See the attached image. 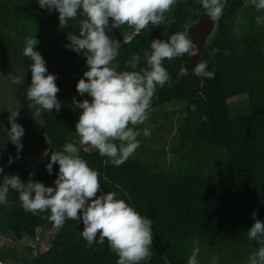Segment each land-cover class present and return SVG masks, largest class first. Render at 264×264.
Wrapping results in <instances>:
<instances>
[{
    "label": "trees",
    "instance_id": "trees-1",
    "mask_svg": "<svg viewBox=\"0 0 264 264\" xmlns=\"http://www.w3.org/2000/svg\"><path fill=\"white\" fill-rule=\"evenodd\" d=\"M203 12L198 0H189V6L187 0H179L161 24L149 23L120 45L113 62L117 70H132L126 62L135 53L141 56L137 70L145 67L143 53L151 50L152 39L167 40L176 32L194 39L195 22ZM260 15L264 10L245 6L243 0H229L218 20V36L201 58L207 61L208 70L215 71L212 79L197 77L187 68V75H179L185 68L183 56L162 61L171 86L157 87L148 111L172 101L186 102L177 119L173 163L167 166L158 155L164 156V150L144 149L141 140L133 155L119 166L96 149L81 148L79 154L99 174L101 190L118 193V198L152 220V255L141 264H187L193 240L199 241V264H247L249 254L259 247L255 240H248L246 231L256 219L264 221V25L255 21ZM84 18L78 12L61 28L58 12L40 8L36 0H0V69L16 64L31 72V61L22 51L25 41L36 36L39 43L34 48L45 59L46 68L62 62L69 85L67 101L57 96L60 111L41 110L39 116H33L35 109L27 99L30 82L11 85L15 102L26 114L20 124L25 130L23 148L19 158L8 164L10 156L17 157V149L3 136L0 166L19 177L26 170H35L30 179L45 186H54L59 166L53 164L52 174L47 172L50 156L37 157L27 129L40 122L48 155L62 150L66 142L79 140L75 124L81 110L75 108L73 98L91 101V97L78 94L76 84L81 77L75 74L80 60L86 58L64 45L69 43L67 33L79 34L78 24ZM131 31L134 29L125 24L107 34L122 42ZM212 49L219 51L210 55ZM238 96H245L246 105L234 111L230 101ZM48 215L25 211L18 193L9 191L7 202L0 205V264H116L118 257L107 240L89 247L80 235L82 222L68 219L56 229ZM43 226L55 232L46 250L33 256L32 246L17 245L24 238L33 240ZM9 235L11 242H7Z\"/></svg>",
    "mask_w": 264,
    "mask_h": 264
},
{
    "label": "clouds",
    "instance_id": "clouds-1",
    "mask_svg": "<svg viewBox=\"0 0 264 264\" xmlns=\"http://www.w3.org/2000/svg\"><path fill=\"white\" fill-rule=\"evenodd\" d=\"M36 2L40 8L58 12L61 28L70 19L76 18L78 12L85 17L79 21V34L67 33L69 43L64 45L82 53L88 66V70L78 80L76 90L81 96L87 94L91 101H77L73 98V105L81 110L75 130L80 145L91 146L101 156L108 157L109 163L119 166L139 147L138 137L141 134L145 137L151 135L149 128L139 129L135 126L143 124L147 119L157 87L162 88L165 84L171 86L170 74L162 61L172 60L185 53L193 57L199 53V49L187 33L176 32L167 40L152 39L151 50L146 49L143 53L145 67L137 70L141 56L135 53L126 62V67L130 66L132 70L118 71V65L113 62L118 55L120 42L107 33L125 24L137 34L149 23L159 25L176 0ZM198 3L212 21H217L224 14L229 0H198ZM243 4L251 5L258 11L264 10V0H243ZM255 21L258 26L264 25V15L257 16ZM38 43L36 36L29 37L22 51V55L31 61V83L27 88V99L35 109L33 116H39L41 110L51 112L55 109L59 112L62 106L57 98L60 90L55 82L57 77L48 72L45 59L35 50L34 46ZM218 51L212 49L209 54L215 55ZM224 54L228 55L229 51L225 49ZM192 70L197 77H215V71L208 70L207 61L204 60H199ZM179 75H187L186 68H181ZM13 83L19 84V78L14 77ZM9 113L10 128L5 130L4 136L17 149V157H9L8 164H11L19 158L25 130L16 122L18 111ZM80 151L81 148L70 141L63 145L62 150L51 155L44 153L50 156L45 165L50 175L53 164L59 166L54 186H45L31 179L22 182L18 175L4 174V167L0 166V205L7 202L10 190L15 191L25 211L34 215L48 212L47 219L56 229L62 228L68 219L77 224L82 222L80 235L87 246L103 244L107 240L110 250L118 257L116 264H141L147 261L152 255V220L142 216L124 199L118 198V193H105L101 190L98 172L88 165L79 154ZM252 216H256L255 211ZM246 232L248 240H255L259 245L247 257V264H264V221L256 219ZM199 252V241L193 240V250L187 264H199Z\"/></svg>",
    "mask_w": 264,
    "mask_h": 264
},
{
    "label": "rangeland",
    "instance_id": "rangeland-1",
    "mask_svg": "<svg viewBox=\"0 0 264 264\" xmlns=\"http://www.w3.org/2000/svg\"><path fill=\"white\" fill-rule=\"evenodd\" d=\"M135 34V31L128 32L125 35L123 41L120 42V45L123 42L130 40L131 37H133ZM76 58L80 59L79 55ZM47 70L49 73H53L57 77L55 82L60 89L57 93V96L60 98V100L67 101L69 85L65 79L63 63L55 62L54 65L47 68ZM86 70H88L86 59H82L78 64V71L75 75L82 77L83 72ZM14 77H18L20 81H27L31 83V72L24 70L19 65H9L6 68L0 69V143L2 142L5 130L10 128V122L8 119L10 115L9 112L18 111L19 115L16 118V122L19 124H21L22 117L26 116L25 112L18 107L17 103L14 100V91L11 86ZM245 100L247 101L245 96L234 97L230 101V106L234 111H238L246 105ZM160 107L165 108V110H162V108H154L152 110H149L147 112V119L145 120V122L143 124L136 125L135 128L143 129L147 127L151 130L150 136L145 137L141 134L138 139L144 143V149L147 147L152 149V151L159 152L161 149L164 150V156L162 155V153H158V155H161V158L166 161V165L168 166L174 161L175 156L172 154L171 149L174 142L178 140V136H174L177 126L180 122L177 119H180V111L186 107V102H169L167 104L160 105ZM172 111H176L177 114H172ZM27 131H29V133L31 134L32 142L34 144V147L37 149V157L39 159H44V153L48 149V142L40 131V122L36 121L34 125L27 129ZM76 144L86 151L94 150V148H92L91 146L80 145L79 140L76 141ZM34 171L35 170H26L25 173H22L20 177L21 181L27 182ZM4 174L12 175L10 169H4ZM0 178L2 179V176H0ZM36 235L37 237H35L33 240L24 238L20 240L17 245L19 247H26L28 245L32 246L33 252L31 255L35 256L37 254H40L50 246L55 232L52 229L43 226L37 229ZM7 242H11L10 235L7 238Z\"/></svg>",
    "mask_w": 264,
    "mask_h": 264
},
{
    "label": "water",
    "instance_id": "water-1",
    "mask_svg": "<svg viewBox=\"0 0 264 264\" xmlns=\"http://www.w3.org/2000/svg\"><path fill=\"white\" fill-rule=\"evenodd\" d=\"M197 34L192 41L199 49V53L196 56H190L185 53L183 58L185 59L184 67L187 69H193L196 63L201 60L205 49L208 45L212 44L218 36V20L212 21L207 13L201 14L195 22Z\"/></svg>",
    "mask_w": 264,
    "mask_h": 264
},
{
    "label": "crops",
    "instance_id": "crops-1",
    "mask_svg": "<svg viewBox=\"0 0 264 264\" xmlns=\"http://www.w3.org/2000/svg\"><path fill=\"white\" fill-rule=\"evenodd\" d=\"M172 102H176V101H172ZM171 103V102H170ZM165 104H167V103H165ZM158 108H162V107H158ZM158 110V109H157ZM162 110H165V108H162ZM167 110H169V109H167Z\"/></svg>",
    "mask_w": 264,
    "mask_h": 264
},
{
    "label": "flooded vegetation",
    "instance_id": "flooded-vegetation-1",
    "mask_svg": "<svg viewBox=\"0 0 264 264\" xmlns=\"http://www.w3.org/2000/svg\"><path fill=\"white\" fill-rule=\"evenodd\" d=\"M178 1H179V0H176V3H177ZM187 1H188V6H189V0H187ZM176 3H175V4H176ZM175 4H174V5H175ZM204 13H205V12H203L202 14H204Z\"/></svg>",
    "mask_w": 264,
    "mask_h": 264
}]
</instances>
